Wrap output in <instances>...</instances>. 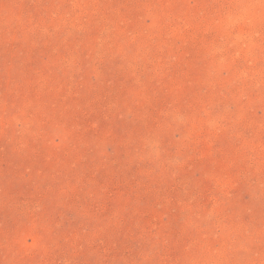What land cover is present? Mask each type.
Listing matches in <instances>:
<instances>
[{
  "label": "rangeland",
  "instance_id": "374dc122",
  "mask_svg": "<svg viewBox=\"0 0 264 264\" xmlns=\"http://www.w3.org/2000/svg\"><path fill=\"white\" fill-rule=\"evenodd\" d=\"M0 264H264V0H0Z\"/></svg>",
  "mask_w": 264,
  "mask_h": 264
}]
</instances>
